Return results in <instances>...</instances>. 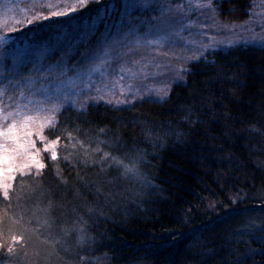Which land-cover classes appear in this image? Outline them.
Here are the masks:
<instances>
[{"label": "trees", "instance_id": "obj_1", "mask_svg": "<svg viewBox=\"0 0 264 264\" xmlns=\"http://www.w3.org/2000/svg\"><path fill=\"white\" fill-rule=\"evenodd\" d=\"M253 2L222 0L216 14L245 20ZM97 7L29 25L16 40L79 35ZM189 68L166 102L98 101L55 114L43 135L60 136L57 161L42 156L40 173L18 174L9 198L0 193V264H225L248 249L241 264H264L250 235L264 226V47L213 49ZM105 153L139 158L144 182Z\"/></svg>", "mask_w": 264, "mask_h": 264}, {"label": "snow or ice", "instance_id": "obj_2", "mask_svg": "<svg viewBox=\"0 0 264 264\" xmlns=\"http://www.w3.org/2000/svg\"><path fill=\"white\" fill-rule=\"evenodd\" d=\"M221 2L222 0H208V3L200 4L198 7L206 11L219 12V4ZM214 3L217 4L216 8H213ZM90 4L97 5L98 7L91 20V24L86 20L79 35L75 39H72L69 44L70 48H74L76 45L86 42L80 53L81 59L73 62L70 68L68 67L67 61L69 53L62 52L59 59L55 61L51 60V54L54 48L60 46V37H57L58 42L52 46L47 41L39 40L35 37H27L23 42H16L12 39L10 33L18 34L22 29L27 30L29 25L42 27V21L52 20L55 17H74L82 9H87ZM116 10V0H77V7L66 8L64 11H49V14L46 16L37 15L34 19L27 20L26 22L19 21L20 28H13L10 32L5 31L0 33V58L6 59L11 56L13 61L12 66L7 67L0 60V193L6 199L9 198L10 191L13 189L10 181L15 179L17 172L23 175L25 170H30L34 167L37 173H40L45 168V164L42 162V156L44 155L53 162L57 161V146L61 139L60 136L55 137V139H48L42 134L43 130H55V125L59 123L55 119V115L44 117L38 129L35 131L31 129L35 121L40 119L38 114L40 111L59 115L62 114L63 108L61 104H53L50 108L37 109L31 114H26L25 110L19 105H14L11 95L8 96L9 103L4 104V89H20V96L23 97L24 84L28 85V94L31 96H35L38 92L46 94L49 90L48 86H52L54 87L53 94L59 97L65 83L71 82L72 77L69 76V73L73 77L82 79L85 76L91 75L92 71L98 70L95 64L103 65L105 63L104 58L112 56L119 49L127 48L130 45L151 46L171 36L173 32L170 30L178 23L177 15L180 9L179 6L173 8L165 0H121L119 16L115 20L114 25H109L111 31H105L96 35V25L101 22L108 23V17H111ZM152 12L158 14L150 15ZM141 25L145 26L143 33L138 31ZM5 27L7 26L5 25ZM89 35H95V39L88 40ZM150 36L156 37V39H148ZM250 39L259 42L264 47V36H258L253 32ZM13 43L16 44L15 50H10L6 47ZM213 46V42L210 41L208 44L202 45L197 49L195 55L189 56L187 59L196 63L202 60L206 61L207 50L212 49ZM33 56L36 57L35 61L32 59ZM81 61H83V64ZM84 65H93V67L86 72ZM24 69L27 71L25 72ZM183 71L190 74L192 69H183ZM217 78L223 79L224 75L220 74ZM120 79L122 81L123 77H120ZM177 79H183V77L178 76ZM37 82L45 85V87L36 89L34 85ZM87 90L91 91V88L88 87ZM80 91H83V89L76 91L75 95H79ZM167 96L168 93L165 92L164 96L159 97V100L166 102L165 97ZM102 99L104 97L101 95L88 98L90 102ZM135 99L136 97L133 96V100ZM69 102L75 107L76 101L72 96L65 95L62 97V104H68ZM30 103H36V101L33 100ZM107 103L111 104L112 101L109 100ZM115 103L119 105L131 103V101L117 99ZM76 110H84V105L81 104ZM5 123L7 124L6 127L4 126ZM45 123L47 127H45ZM33 136L35 139L30 138ZM38 142L42 147H37ZM18 157L23 160L19 169L12 166L14 160ZM103 159H110L112 164L122 169V175L125 178H133L144 182L136 163V160L139 158L133 159L131 163H124L122 159L111 157L109 153H105L102 161ZM41 224H47V220L38 222V227ZM80 231L79 243L83 244L88 242L90 238L83 234L82 229ZM257 232L259 235H256ZM250 235L257 239L258 242H261L262 247H264V226L256 228ZM20 239L19 236L12 237L13 242L19 241ZM240 242L238 241V243ZM11 251L12 245L10 244L9 252ZM254 252V249H248L243 255L238 256L235 261H227L225 264H241L243 259L249 255H253Z\"/></svg>", "mask_w": 264, "mask_h": 264}, {"label": "rangeland", "instance_id": "obj_3", "mask_svg": "<svg viewBox=\"0 0 264 264\" xmlns=\"http://www.w3.org/2000/svg\"><path fill=\"white\" fill-rule=\"evenodd\" d=\"M165 2L171 4L173 8L179 6L180 9L177 15L178 23L170 30L173 32L171 36L151 46L130 45L127 48L119 49L112 56L105 57L103 65L95 64L98 70L92 71L91 75L85 76L82 79L73 77L69 73V76L72 77L71 82L65 83L59 97L53 94L54 87L52 86H48L49 90L46 94L38 92L35 96H31L28 94V85L24 84L23 97L20 96V89L5 88L3 92L4 104L9 103L8 96L11 95L14 105H19L25 110L26 114H31L37 109L50 108L53 104H61L62 107L67 105L73 106L71 102L68 104L61 103L62 97L65 95H70L75 99L76 108H79L81 104L85 107L87 103H90L88 98L97 95L104 97V99L99 101L107 103V101L111 100V104L117 106L118 104L115 103L117 99L121 101L128 100L131 103L142 97L159 99V97L164 96L165 92H169L173 83L184 79L186 72L183 69H188L190 63L193 62L188 60L187 57L195 55L197 49L202 45H206L210 41L213 42V48L207 50V52L217 48H227L240 44L261 45L250 38L253 32L258 36H264V0H254L250 16L240 21L220 19L216 12L206 11L198 7L200 4L208 3V0H165ZM73 7H77V0H0V33L5 31L10 32L13 28H20L19 21L26 22L27 20L34 19L37 15L46 16L49 14V11H64L66 8ZM213 8H215L214 4ZM157 14L156 12H152L150 15ZM118 16L119 12L115 18L112 16L108 18V23H98L95 28V34L99 35L105 31H111L109 25H114ZM89 24H91V21ZM83 27L84 25L80 30ZM75 29L73 32L67 33V35L52 36L44 40L52 46L58 42L57 37H60V46L54 48L51 60L55 61L59 59L62 52L69 53L67 57L69 68L73 62L81 59L80 53L86 43H82L80 50H78V45L74 48L69 47L71 40L78 36ZM23 30L19 33L23 32ZM144 30V25H141L138 29L141 33ZM77 32L79 33L80 31ZM10 34L13 41L19 42L16 40L18 34ZM94 39L95 35L88 36V40ZM148 39L155 40L156 37L150 36ZM6 47L10 50H15L16 44H9ZM32 59L35 61L36 57L33 56ZM0 60L7 67L12 66L13 61L11 56L6 59L0 58ZM81 63L83 64V61ZM84 67L87 72L93 65H84ZM24 71L26 72L27 70L24 69ZM178 76H182L183 79H177ZM120 77H123L122 81ZM34 87L41 89L45 85L37 82ZM88 87L91 88V91L87 90ZM81 89L83 91H80L79 95H75V92ZM133 96L136 97L135 100H133ZM33 100L36 103H30ZM131 103L119 105H130ZM38 114L40 119H37L32 125L31 130L33 131L39 128L44 117L55 115V113L43 111H40ZM4 126L6 127L7 124L5 123ZM45 127H47L46 123ZM30 138L35 139L34 136ZM37 147H42V145L38 142ZM22 163L23 160L18 157L14 160L12 166L19 169ZM34 171L36 169L32 167L30 170H25L24 174ZM18 174L19 172L15 176ZM130 179L134 180V182L139 181L133 178ZM12 181L10 182L12 183Z\"/></svg>", "mask_w": 264, "mask_h": 264}]
</instances>
